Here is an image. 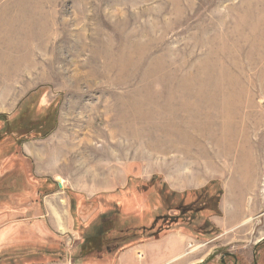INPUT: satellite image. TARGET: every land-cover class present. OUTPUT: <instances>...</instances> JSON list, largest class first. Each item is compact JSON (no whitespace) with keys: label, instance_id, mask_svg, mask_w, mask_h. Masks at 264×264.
Segmentation results:
<instances>
[{"label":"rangeland","instance_id":"374dc122","mask_svg":"<svg viewBox=\"0 0 264 264\" xmlns=\"http://www.w3.org/2000/svg\"><path fill=\"white\" fill-rule=\"evenodd\" d=\"M201 134L219 175L175 191L178 174L159 172L163 156L173 145L194 153ZM56 144L75 150L55 153L73 156L61 172L64 189L36 175L35 160H52L42 148ZM104 148L134 161L124 189L83 179L82 162L91 166L87 155ZM239 153L247 168L259 167L260 202L253 213L226 205L223 216L219 203L227 191L233 204ZM142 166L157 173L147 181ZM56 193L69 201L71 231H54L51 218L27 220L30 207L43 214V199ZM196 198L212 202L187 212ZM99 204L124 224L136 223L146 204L161 209L164 229L212 241L189 264H235L226 254L238 264H254L256 254L264 264V0H0V264L107 263L116 253L81 255Z\"/></svg>","mask_w":264,"mask_h":264},{"label":"crops","instance_id":"0c3cea01","mask_svg":"<svg viewBox=\"0 0 264 264\" xmlns=\"http://www.w3.org/2000/svg\"><path fill=\"white\" fill-rule=\"evenodd\" d=\"M154 127V122L148 125V128ZM200 136L201 137H196L194 139V146H196L194 153L191 154L187 152V147H184L182 145H173L171 146V152L163 156L164 160L161 162H164V164L160 165L162 167L160 168L159 172L161 174H164L166 173L167 168H170L171 170H174L173 172H176L178 174L180 178V187L171 185L173 190L175 191L183 192L184 190L188 189L184 188L187 185H189V187L192 186L191 190L200 189L204 187V185H207L209 182H211L216 175H219L217 172L218 167L215 165L214 161V153L211 149H209L208 144L203 143V135L201 134ZM174 142L176 141L174 140ZM206 142L207 139H205V143ZM57 144L54 145V148H51L50 150H47L46 146L43 148L35 146V149H43L44 157H46L47 160L52 158L50 162L46 161L43 163L40 162L41 156L39 159L35 160L36 175L40 178L49 176L46 178H50L58 184L63 183L62 186L64 189V186H66L65 184H68V182L64 178L63 174H61V172L72 162L73 156L69 157L68 155L75 150H71V152H69L68 150L62 151L60 147L57 146ZM152 145H155V140L152 141ZM146 149H149L148 145L146 146ZM56 151H58L59 154L60 152L63 154L68 152L69 154L66 157L62 158L63 155L55 154ZM106 152L107 151L104 148L100 149V151L98 153H95V155L93 156L87 155V157L90 159L91 166L89 165V161L87 163L82 162V165L84 166L82 170L84 176L83 179L85 181L97 182V180L105 178L111 183L118 185V190L124 189L128 184H130V178H132V176L130 175L129 169L133 168L132 163L134 161L130 159L124 162L123 156L129 155L126 152L123 153V151L115 150L113 153V157L108 156ZM244 155V153L238 154L237 159L239 160L237 161V165H235L234 169L231 170V174H233L234 176L235 185L233 188V191L235 192L234 200H232L233 204L231 205V203H228L230 202V198L228 199L227 191H225L226 193L220 201L219 206L223 216H226V205L231 206L234 211L240 210V208H242L243 206L245 207V209H248L253 213L252 210L256 207L257 204L256 198L258 200V203L260 202L258 195L256 194L257 196L255 197V193L253 192L254 186L257 185L260 179L259 167L254 165L253 170L251 166L247 168V166L245 165V158L247 155ZM56 156H60L61 158L57 161V163L54 164V161L57 160H55ZM180 157H183L184 162L182 159H180ZM127 158L128 157H126V159ZM149 159L152 160L151 157ZM182 163L185 166L183 169L181 168ZM151 165H153V163H151ZM214 165L216 166V168H214ZM142 169L143 171L145 170L143 166ZM145 171L147 174V181H149L153 177V175L157 173L154 172L155 169ZM142 175L144 178V172ZM172 177L173 175H166L164 181H167L169 184ZM247 192L249 193L250 198L248 196L246 197ZM59 196L60 197H58L56 193L43 199V214L41 213L42 209L39 208V204L34 205L33 208L30 207V216L29 214L27 215V220L31 217V219L34 220L35 223L38 221V218L42 220L44 218H51V220L53 219V222L55 223L54 225L58 226L54 231H71L72 227L74 226V220L70 213V205L68 207L69 201L63 200L60 193ZM243 196L245 199H243ZM90 200L91 199H88V201ZM242 200H244L243 204ZM95 208L96 211L102 209L100 205H97ZM95 208L90 209L92 210V212L89 216H87L86 219L83 218L84 223L92 219L93 213H95ZM53 209H55V211ZM147 209L148 208L146 204L142 205V209L140 212L143 211L145 213ZM134 211H136V209H134ZM251 212L249 213V215H251ZM81 214L82 213L80 212V215ZM60 217L65 221V223L64 221L60 220ZM220 230L222 232L224 231L222 226L220 227ZM211 242L212 241H197L193 235L184 232L182 229H163L160 234L152 238H142L136 241H132V243L127 245L120 252L118 251L116 254L110 256V260H108L105 264H189L188 262L191 259L200 260V258L203 256L204 250L203 252H197L195 250L199 246H201L200 248H202L203 246L208 247ZM139 252L144 255V260L141 262L138 260L137 256ZM201 262L202 260L199 262H193L191 264H199Z\"/></svg>","mask_w":264,"mask_h":264},{"label":"trees","instance_id":"16d2710c","mask_svg":"<svg viewBox=\"0 0 264 264\" xmlns=\"http://www.w3.org/2000/svg\"><path fill=\"white\" fill-rule=\"evenodd\" d=\"M150 197L151 196L146 198V201H148ZM195 200L196 201H193L189 204V206H187V212H192V210L196 213L201 212L203 207L206 208L209 206V203L212 202V200H208L207 202L201 203L200 198H196ZM115 206L118 210H121L119 209L121 207L118 205ZM100 207L103 212L100 217L97 218L99 221L93 225L91 231L86 234L84 245L81 249L82 257L92 256L94 258H101L105 254L110 255L117 253L118 251L124 249V244H126V247L132 243V241H136L141 238H152L160 234L165 228L164 225L161 226V224H159L160 221H163L165 224L167 219L166 216H161V209L155 210L148 208L145 211V215L140 212V216H142L141 220L138 213L137 216H134L135 219L139 217L138 221L136 220V223L135 221H130L128 224H124L119 212L114 211L106 213V204L103 206L100 205ZM127 216H129V214H127ZM143 219L145 220V224ZM151 220H153V222Z\"/></svg>","mask_w":264,"mask_h":264},{"label":"water","instance_id":"95a60500","mask_svg":"<svg viewBox=\"0 0 264 264\" xmlns=\"http://www.w3.org/2000/svg\"><path fill=\"white\" fill-rule=\"evenodd\" d=\"M59 188H62V184H59L58 185ZM264 241V239L261 240V242ZM259 244L256 245L255 249H254V252H256L257 248H258ZM225 257H231L235 260V264H238V260H237V257L235 255H232V254H226ZM224 261V260H223ZM254 264H257V261H256V254L254 256Z\"/></svg>","mask_w":264,"mask_h":264},{"label":"bare ground","instance_id":"6f19581e","mask_svg":"<svg viewBox=\"0 0 264 264\" xmlns=\"http://www.w3.org/2000/svg\"><path fill=\"white\" fill-rule=\"evenodd\" d=\"M63 184V183H62ZM63 188V187H62Z\"/></svg>","mask_w":264,"mask_h":264}]
</instances>
